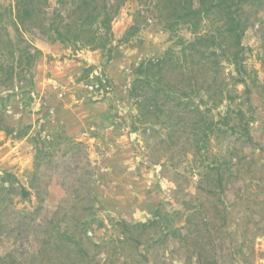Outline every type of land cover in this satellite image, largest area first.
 Masks as SVG:
<instances>
[{"label": "rangeland", "instance_id": "1", "mask_svg": "<svg viewBox=\"0 0 264 264\" xmlns=\"http://www.w3.org/2000/svg\"><path fill=\"white\" fill-rule=\"evenodd\" d=\"M10 3L0 0L1 21L7 22L18 57L23 47L32 52L47 41L36 29L14 31L4 10ZM58 5V0H49L48 15ZM135 5L126 4L113 21L110 52L74 51L55 42L58 49L45 56L47 67L42 66L50 78L42 92L36 91L34 83L38 63L45 60L42 51L31 70L29 91L21 89L30 81L25 73L15 77L10 92L0 90L3 96L11 94L1 106L10 133L0 131V174L16 175L30 195L15 207L33 211L24 217L17 215L20 229L12 235L19 238L15 260L1 259L0 264H40L41 259L64 264L72 250L52 254L50 244L51 255L46 256L45 251L39 255L38 249L48 247L46 235H55L53 226L60 224L73 233V224L86 217L91 224L84 246L97 264H121L123 256L127 264H264V12L251 21L242 41L251 47L243 62L251 92L244 93V86L237 84L234 94L238 98L212 111L219 119L230 106L231 116L241 109L245 120L254 111L249 123L252 144L238 137L239 132L220 139L217 145L213 139L211 152L225 159L220 184L214 170L208 171L207 179L205 169L190 154L191 145L177 139V133L171 139L164 130L129 128V114L135 112L128 99L133 69L142 59L156 57L173 45L168 32L153 19L132 40L119 41L132 24ZM179 34L191 37L186 29ZM64 99L72 118L62 122L53 103L44 102ZM36 101L43 112L30 124L22 123V114L32 115L40 108L33 106ZM17 133L21 136L15 137ZM18 198L14 196L13 202ZM159 203L164 210L181 212L178 222L191 214L188 231L182 230L190 233L186 242L169 238L147 246V240L157 236L156 227L145 229L138 245L111 240L120 236L117 222H147L154 218ZM3 214L11 220L16 216L11 210ZM11 246L6 241L0 255ZM198 249L204 251L201 260L195 254ZM107 250L112 256L108 262L104 260Z\"/></svg>", "mask_w": 264, "mask_h": 264}, {"label": "trees", "instance_id": "2", "mask_svg": "<svg viewBox=\"0 0 264 264\" xmlns=\"http://www.w3.org/2000/svg\"><path fill=\"white\" fill-rule=\"evenodd\" d=\"M58 2V7L49 15L46 10L49 0H12L4 10L10 15L9 25L14 31L19 33L22 30L36 29L47 42H57L74 51L87 49L110 52L113 40L112 23L120 9L129 2L136 3L131 14L132 24L125 29L120 42L132 40L149 25L151 19L156 21L161 30L168 32V40L173 45L156 57L142 59L133 69L134 78L128 88V99L135 112L129 114V128L132 131L148 128L164 130L171 139L177 133V139L191 145L190 154L199 167L205 169L207 179L208 171L214 170L215 180L221 184L222 163L225 159L216 151L211 152L213 139L217 145L220 139L230 138L239 132L238 137H243L245 143L252 144L254 140L249 123L254 111L246 120L241 109L235 110V116H231L234 110L230 106L226 107L219 119L214 118L212 111L224 101L231 102L238 98V95L234 94L237 84L244 86V93L251 92L245 79L248 72L243 64L245 53L250 51L251 47L245 46L242 41L251 21L260 11L264 12V0ZM2 18L3 13L0 12V90L10 92L9 87L15 77L25 73L29 75L30 81L27 87L21 89L29 91L33 86L31 70L41 50L34 48L31 52L23 47L16 57L15 42L9 35L7 22H2ZM182 29L189 32V39L179 34ZM10 95L0 94V131L6 133H10V129L1 106ZM31 101L32 98L29 97L28 102ZM232 119H236L233 124ZM20 136L21 134L17 133L15 137ZM173 141L175 143V140ZM29 195V190L19 184L15 174L9 171L1 172L0 247L6 241L12 246L9 251L0 255V260H15L13 253L18 248L19 238L12 235L20 229L17 228V215L24 217L33 212L28 213L25 206L18 209L15 205ZM14 196L19 197L16 202H13ZM162 206L163 204H158L154 218L147 222L128 223L120 220L117 222L120 236L111 240L120 244L130 242L138 245L141 243L143 231L156 227L157 236L149 238L147 246L152 243L161 244L169 238L186 242L190 233L182 230L188 231L191 214H187L183 222H178L182 213L164 210ZM7 210L16 214L13 220L5 219L3 213ZM75 223L72 228L76 235L60 224L53 226L56 227L55 235H46L48 247H39L38 254L42 255L45 251L46 256L51 255L48 254V248L53 244L50 249L52 254L61 249H66L68 253L72 250L64 264H97L90 259L84 246V235L91 220L86 217L83 220L78 219ZM203 229L208 230L206 222L203 223ZM208 236L210 233H207V238ZM108 250L105 251L106 262L112 257ZM195 254L201 260L204 251L198 249ZM190 255L191 253L186 257ZM123 257L121 264H127L125 256ZM48 262L41 259L40 264Z\"/></svg>", "mask_w": 264, "mask_h": 264}, {"label": "crops", "instance_id": "3", "mask_svg": "<svg viewBox=\"0 0 264 264\" xmlns=\"http://www.w3.org/2000/svg\"><path fill=\"white\" fill-rule=\"evenodd\" d=\"M39 49L42 51L43 53V56H44V59L45 60H41L39 61L38 63V67L36 68L35 70V77H34V83H35V89L37 92H42V90L44 89L45 85L48 84L47 81L50 80L49 77H47L46 75V72L44 70V72L42 71V66H45L47 67V60H46V55L47 54H53L52 51H55L58 49V44H52V43H47V42H44V41H41V43L38 45ZM53 65L52 63L49 64V67ZM55 67H57L59 69L58 66L55 65ZM61 68L64 67V65L60 66ZM60 73L64 72V71H59ZM45 73V74H44ZM63 77H66V73L64 72V74H62ZM44 103H53V111L55 112L56 114V117L60 120V121H66L67 118H72L69 116V113H68V109H66V105H65V99L62 100V102H56V101H53V100H46ZM55 103V104H54ZM39 106V103L36 101L33 103V106L36 107V106ZM40 108L38 110H36L32 115L30 114H22V123L24 124H30L31 122L35 121L36 119H38L39 117V114H41L43 111H42V108L41 106H39ZM75 120V119H74ZM70 121V120H69ZM76 122V121H75Z\"/></svg>", "mask_w": 264, "mask_h": 264}]
</instances>
